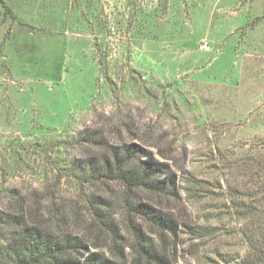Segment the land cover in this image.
Here are the masks:
<instances>
[{"label":"rangeland","instance_id":"1","mask_svg":"<svg viewBox=\"0 0 264 264\" xmlns=\"http://www.w3.org/2000/svg\"><path fill=\"white\" fill-rule=\"evenodd\" d=\"M4 2L0 206L16 188L33 213L56 216L51 229L84 245L81 260L264 264V0ZM84 130L139 144L170 187L128 193L71 173L72 161L100 151L79 141ZM92 195L119 237L95 226ZM127 198L170 227L133 213ZM136 230L162 260L138 258Z\"/></svg>","mask_w":264,"mask_h":264},{"label":"trees","instance_id":"2","mask_svg":"<svg viewBox=\"0 0 264 264\" xmlns=\"http://www.w3.org/2000/svg\"><path fill=\"white\" fill-rule=\"evenodd\" d=\"M0 1L9 9L4 0ZM80 134L79 141L92 142L100 151L90 153L86 158L76 162L72 161L69 166L71 173L77 171L84 174V180L87 182L117 181L128 193L135 192L141 187L154 190L170 187L172 180L161 179L158 176V173L163 172L161 165L151 159H144L143 156L146 154L139 144L134 142L112 144L87 130ZM14 154L21 156L18 151ZM3 191L8 200L4 207L0 206V264H121L117 259L106 257L99 252H92L83 260L75 258L74 252L79 251L84 245L71 235L51 229L49 221H53L56 216L45 221L39 209L34 213L31 208L28 209L27 201L21 195H17L16 188L6 186ZM89 201L92 203L91 211L95 217V226H98L108 239L119 237L117 226L100 208L105 204L102 196L92 195ZM125 202L133 213L146 215L159 226L170 227L169 220L158 214L149 204L133 198H127ZM135 234L140 260L147 262L162 260L142 233L136 230ZM113 241L116 243L112 252L118 254L119 259H123L118 244L120 241L117 239Z\"/></svg>","mask_w":264,"mask_h":264},{"label":"built area","instance_id":"3","mask_svg":"<svg viewBox=\"0 0 264 264\" xmlns=\"http://www.w3.org/2000/svg\"><path fill=\"white\" fill-rule=\"evenodd\" d=\"M204 46L207 47V42H205Z\"/></svg>","mask_w":264,"mask_h":264}]
</instances>
